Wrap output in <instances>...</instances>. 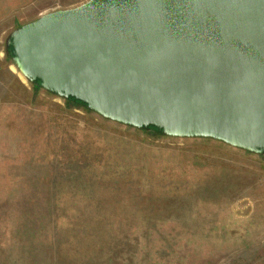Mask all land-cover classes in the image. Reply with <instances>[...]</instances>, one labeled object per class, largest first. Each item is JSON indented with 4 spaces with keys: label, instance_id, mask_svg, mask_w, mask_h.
I'll return each mask as SVG.
<instances>
[{
    "label": "rangeland",
    "instance_id": "374dc122",
    "mask_svg": "<svg viewBox=\"0 0 264 264\" xmlns=\"http://www.w3.org/2000/svg\"><path fill=\"white\" fill-rule=\"evenodd\" d=\"M7 41L0 264H264V153L104 117L32 81Z\"/></svg>",
    "mask_w": 264,
    "mask_h": 264
},
{
    "label": "water",
    "instance_id": "95a60500",
    "mask_svg": "<svg viewBox=\"0 0 264 264\" xmlns=\"http://www.w3.org/2000/svg\"><path fill=\"white\" fill-rule=\"evenodd\" d=\"M8 47L32 81L104 117L264 153V0H89Z\"/></svg>",
    "mask_w": 264,
    "mask_h": 264
},
{
    "label": "crops",
    "instance_id": "0c3cea01",
    "mask_svg": "<svg viewBox=\"0 0 264 264\" xmlns=\"http://www.w3.org/2000/svg\"><path fill=\"white\" fill-rule=\"evenodd\" d=\"M42 0H0V65L5 58L1 48L16 25L20 27L51 13ZM8 42V41H7Z\"/></svg>",
    "mask_w": 264,
    "mask_h": 264
},
{
    "label": "trees",
    "instance_id": "16d2710c",
    "mask_svg": "<svg viewBox=\"0 0 264 264\" xmlns=\"http://www.w3.org/2000/svg\"><path fill=\"white\" fill-rule=\"evenodd\" d=\"M70 100H72V99H70ZM72 101H75V100H72ZM75 102L80 104V102H78V101H75ZM150 129L154 130V131H157L155 128H150Z\"/></svg>",
    "mask_w": 264,
    "mask_h": 264
}]
</instances>
